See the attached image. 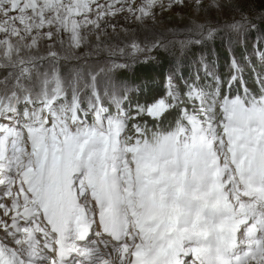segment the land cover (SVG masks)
Instances as JSON below:
<instances>
[{"label":"snow or ice","instance_id":"6c2138e0","mask_svg":"<svg viewBox=\"0 0 264 264\" xmlns=\"http://www.w3.org/2000/svg\"><path fill=\"white\" fill-rule=\"evenodd\" d=\"M0 264H264V0H0Z\"/></svg>","mask_w":264,"mask_h":264}]
</instances>
